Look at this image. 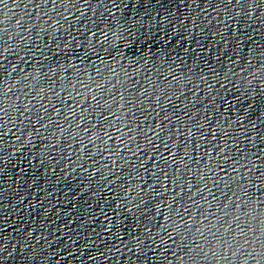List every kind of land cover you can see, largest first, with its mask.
Returning a JSON list of instances; mask_svg holds the SVG:
<instances>
[{
	"label": "snow or ice",
	"instance_id": "6c2138e0",
	"mask_svg": "<svg viewBox=\"0 0 264 264\" xmlns=\"http://www.w3.org/2000/svg\"><path fill=\"white\" fill-rule=\"evenodd\" d=\"M113 3L115 4L116 0H113ZM229 3H232V0H229ZM247 3H248V0H235V4L238 5L241 9H245V5ZM258 10H259V5H258ZM245 12L246 14H250L251 9L248 8L245 10ZM253 127L255 128V125H253ZM165 148H167V144H165ZM261 175L264 176V172H262ZM11 256H12V253L7 252L6 248L4 247L3 239H0V264H5L6 260L10 258Z\"/></svg>",
	"mask_w": 264,
	"mask_h": 264
}]
</instances>
